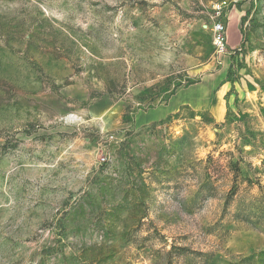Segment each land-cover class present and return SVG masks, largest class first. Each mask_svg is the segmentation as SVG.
Segmentation results:
<instances>
[{"label":"rangeland","instance_id":"374dc122","mask_svg":"<svg viewBox=\"0 0 264 264\" xmlns=\"http://www.w3.org/2000/svg\"><path fill=\"white\" fill-rule=\"evenodd\" d=\"M0 264H264V0H0Z\"/></svg>","mask_w":264,"mask_h":264},{"label":"built area","instance_id":"2783aa9c","mask_svg":"<svg viewBox=\"0 0 264 264\" xmlns=\"http://www.w3.org/2000/svg\"><path fill=\"white\" fill-rule=\"evenodd\" d=\"M213 31L215 34V42L217 46L224 50L227 47L226 25L222 22H218L214 25Z\"/></svg>","mask_w":264,"mask_h":264},{"label":"crops","instance_id":"0c3cea01","mask_svg":"<svg viewBox=\"0 0 264 264\" xmlns=\"http://www.w3.org/2000/svg\"><path fill=\"white\" fill-rule=\"evenodd\" d=\"M227 41H228V38H227ZM230 41H231V43H233V44H234V42H235L234 40H231V38H230Z\"/></svg>","mask_w":264,"mask_h":264}]
</instances>
